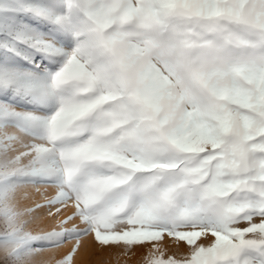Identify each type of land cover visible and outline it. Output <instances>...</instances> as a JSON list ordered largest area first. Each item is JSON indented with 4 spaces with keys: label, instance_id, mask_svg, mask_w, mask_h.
I'll use <instances>...</instances> for the list:
<instances>
[{
    "label": "snow or ice",
    "instance_id": "6c2138e0",
    "mask_svg": "<svg viewBox=\"0 0 264 264\" xmlns=\"http://www.w3.org/2000/svg\"><path fill=\"white\" fill-rule=\"evenodd\" d=\"M88 236L264 264V0H0L2 264Z\"/></svg>",
    "mask_w": 264,
    "mask_h": 264
},
{
    "label": "rangeland",
    "instance_id": "374dc122",
    "mask_svg": "<svg viewBox=\"0 0 264 264\" xmlns=\"http://www.w3.org/2000/svg\"><path fill=\"white\" fill-rule=\"evenodd\" d=\"M71 212V209L69 213ZM62 218V217H61ZM48 224V225H47ZM55 221H49L45 224H34L36 232L50 230L54 226ZM47 225V226H44ZM168 251L166 255H171L175 248L166 240ZM81 246L85 249L80 257L76 258L75 264H147L149 249L145 247H134L131 251H125L122 247H100L97 245L91 236L84 237L81 241ZM4 252L0 251V264ZM56 259V258H55ZM54 260V259H52ZM52 260H37L33 257V264H49Z\"/></svg>",
    "mask_w": 264,
    "mask_h": 264
},
{
    "label": "bare ground",
    "instance_id": "6f19581e",
    "mask_svg": "<svg viewBox=\"0 0 264 264\" xmlns=\"http://www.w3.org/2000/svg\"><path fill=\"white\" fill-rule=\"evenodd\" d=\"M41 191H44L43 189H41ZM53 189H48V195H51L53 193ZM21 195H27L28 198L26 200L23 201V204L29 207H35V205L42 203L43 202V197L39 194H37L35 192V189L29 188L26 190V192L22 193ZM71 208H68L66 210V212L64 213L65 215L67 213H69ZM43 212L44 210H37L36 213H34V215L37 217L36 223L35 224H45L49 221H51V219L49 218H45L43 216ZM54 221V220H52ZM48 225V224H47ZM44 225V226H47ZM32 227L34 228V225H32ZM71 247V244H66L64 248L56 250V249H45L44 251L38 253L35 257L36 261L38 260H52L55 258H59L61 255H63L68 248ZM84 248L81 246L79 253L77 254V257H80V255H82L84 253Z\"/></svg>",
    "mask_w": 264,
    "mask_h": 264
}]
</instances>
